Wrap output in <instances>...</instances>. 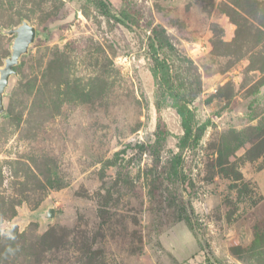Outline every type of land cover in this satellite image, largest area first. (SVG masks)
<instances>
[{
	"label": "rangeland",
	"instance_id": "rangeland-1",
	"mask_svg": "<svg viewBox=\"0 0 264 264\" xmlns=\"http://www.w3.org/2000/svg\"><path fill=\"white\" fill-rule=\"evenodd\" d=\"M109 2L0 0V264H264V0Z\"/></svg>",
	"mask_w": 264,
	"mask_h": 264
},
{
	"label": "water",
	"instance_id": "water-1",
	"mask_svg": "<svg viewBox=\"0 0 264 264\" xmlns=\"http://www.w3.org/2000/svg\"><path fill=\"white\" fill-rule=\"evenodd\" d=\"M118 16L126 23L129 21L121 14ZM9 35H14V40L11 45V53L4 60V65L0 66V117L5 113L4 95L8 87L10 77L17 74L16 66L21 63V58L28 54L31 45L36 40L37 28L28 20H23L17 27H12L5 30ZM56 208L53 205H47L45 208L31 214L33 217L41 218L44 222L54 218Z\"/></svg>",
	"mask_w": 264,
	"mask_h": 264
},
{
	"label": "trees",
	"instance_id": "trees-1",
	"mask_svg": "<svg viewBox=\"0 0 264 264\" xmlns=\"http://www.w3.org/2000/svg\"><path fill=\"white\" fill-rule=\"evenodd\" d=\"M99 5L104 8V9H110V2L109 0H99ZM124 15V14H123ZM124 17L127 18V16L124 15ZM117 19L119 21L125 22L123 19H121L119 16L117 17ZM42 35L40 33L39 30H37V36L36 38H41ZM150 48L152 49V51L154 52V55L156 57V61H157V66H160L159 68L156 69V72L160 69L163 70V75L165 77V74L167 73V71H169V63L167 62L166 58H160V52L161 50H163L164 48L168 47V48H173V45L171 44L168 36L164 35L161 31L158 30V28L154 29V34L152 36V38H150ZM159 106H161L160 104H157ZM161 108V107H160ZM177 112L178 114L181 116L182 118V125L183 128L185 130L182 139V149H184L187 146V142L189 139V135H191V120H192V110L191 108H189L187 106V104H182V105H177ZM159 109V108H158ZM207 264H218L217 260H212V258L208 255L207 256Z\"/></svg>",
	"mask_w": 264,
	"mask_h": 264
},
{
	"label": "clouds",
	"instance_id": "clouds-1",
	"mask_svg": "<svg viewBox=\"0 0 264 264\" xmlns=\"http://www.w3.org/2000/svg\"><path fill=\"white\" fill-rule=\"evenodd\" d=\"M6 235H7L8 239H15V237L12 235L11 232L6 233ZM9 251H11V249H9Z\"/></svg>",
	"mask_w": 264,
	"mask_h": 264
}]
</instances>
